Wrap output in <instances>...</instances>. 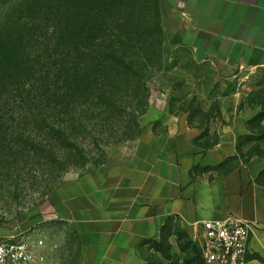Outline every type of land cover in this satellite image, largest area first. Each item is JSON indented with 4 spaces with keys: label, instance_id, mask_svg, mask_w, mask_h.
Instances as JSON below:
<instances>
[{
    "label": "rangeland",
    "instance_id": "374dc122",
    "mask_svg": "<svg viewBox=\"0 0 264 264\" xmlns=\"http://www.w3.org/2000/svg\"><path fill=\"white\" fill-rule=\"evenodd\" d=\"M16 3L0 0V26L7 31L25 14ZM162 4L63 0L64 35L55 43L61 57L50 58L49 38L38 31L23 43L34 66L23 73L24 87L0 85V235L44 238L50 264H76L73 235L52 219L54 193L109 162L163 116L184 115L208 129L240 117L254 138L240 140L238 162L226 170L264 159V68L221 79L188 49L167 43ZM140 255L145 264H205L199 241L175 219Z\"/></svg>",
    "mask_w": 264,
    "mask_h": 264
},
{
    "label": "crops",
    "instance_id": "0c3cea01",
    "mask_svg": "<svg viewBox=\"0 0 264 264\" xmlns=\"http://www.w3.org/2000/svg\"><path fill=\"white\" fill-rule=\"evenodd\" d=\"M162 2L167 43L221 79L264 68V0ZM246 124L237 117L208 129L166 115L103 166L65 182L50 199L52 219L73 235L76 264H145L143 244L171 220L199 241L204 221L227 216L250 225L248 264H264V159L226 170L238 162ZM37 240L50 264L49 244Z\"/></svg>",
    "mask_w": 264,
    "mask_h": 264
},
{
    "label": "trees",
    "instance_id": "16d2710c",
    "mask_svg": "<svg viewBox=\"0 0 264 264\" xmlns=\"http://www.w3.org/2000/svg\"><path fill=\"white\" fill-rule=\"evenodd\" d=\"M19 2L20 4L16 3L15 5L18 6L17 10L23 9L25 12L23 18L19 16L15 19L12 29L8 31L0 26V34L2 35V39H0V85L5 89L9 85H17L18 89L24 87V84L22 85L23 73L31 72L34 66H32L30 63L31 61L28 60L29 55L23 43H26L27 40H29L30 43L32 41V36L36 32L44 31L46 38H49V40H47L49 45L45 47V50H47L46 53H48V51L50 52V58H60L62 55L57 51L59 44L55 43H59L58 40L62 39L64 35L59 26L63 0H19ZM73 19H75L74 16L72 17V20ZM22 20L29 22H25V24L21 26ZM49 23L53 24L50 31L47 30ZM74 32L75 31H72L73 36L75 35ZM5 34L7 35L6 37ZM12 40L15 42H12ZM72 43V46L75 47L74 38ZM61 74L62 70L58 69L56 71V76L59 77ZM75 88H77V86H73L72 90L67 87L71 92L75 91ZM56 95H60V93L51 94V97H57ZM253 138L254 134H246L239 139V142L240 140L252 141ZM262 139H264V137H262ZM263 175L264 170L258 176V183ZM259 184L264 186V184Z\"/></svg>",
    "mask_w": 264,
    "mask_h": 264
},
{
    "label": "built area",
    "instance_id": "2783aa9c",
    "mask_svg": "<svg viewBox=\"0 0 264 264\" xmlns=\"http://www.w3.org/2000/svg\"><path fill=\"white\" fill-rule=\"evenodd\" d=\"M199 240L205 264H248L250 225L234 216L204 221ZM43 240L26 235L0 237V264H44Z\"/></svg>",
    "mask_w": 264,
    "mask_h": 264
}]
</instances>
